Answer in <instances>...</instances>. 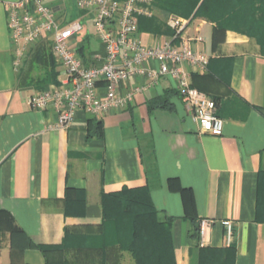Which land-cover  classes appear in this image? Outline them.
Instances as JSON below:
<instances>
[{"label": "crops", "instance_id": "1", "mask_svg": "<svg viewBox=\"0 0 264 264\" xmlns=\"http://www.w3.org/2000/svg\"><path fill=\"white\" fill-rule=\"evenodd\" d=\"M7 1L0 0V264H49L36 245L61 246L60 253L49 254L67 264H135L131 252L105 234L103 194L124 186H147L160 220H173L177 264H212L216 258L224 263L231 245L229 264H264V219L258 217L264 171V53L259 40L208 17L205 0H153V16L139 19L141 41L155 47L170 40L169 17L193 13L184 35L210 62L205 70L184 68L191 71L193 86L217 100L223 134L201 133L170 75H159L147 88L149 77L120 82L121 95L137 89L127 105L104 114L78 110L71 127L59 128L56 111L30 104L31 96L42 91L41 81L31 76L32 65H45L48 49L54 56L51 43L31 47L17 69ZM45 3L61 24L81 21L83 28L70 46L86 65L103 64L106 49L95 34L94 13L80 9L76 0ZM55 65L48 87L67 77L64 67ZM147 66L157 70L159 63L151 60ZM100 92H106L105 82ZM166 94L164 108L150 109L152 100ZM91 122L101 124V136L89 135ZM76 191L86 195L82 216L68 213ZM202 218L215 221L203 237L205 250L191 237L193 221ZM223 220L235 228L230 244Z\"/></svg>", "mask_w": 264, "mask_h": 264}, {"label": "built area", "instance_id": "2", "mask_svg": "<svg viewBox=\"0 0 264 264\" xmlns=\"http://www.w3.org/2000/svg\"><path fill=\"white\" fill-rule=\"evenodd\" d=\"M76 3L83 11L94 13L95 34L106 49V58L101 65H86L78 50L70 46L71 38L83 28L80 20L61 24L45 0H10L6 3L15 67L22 66L31 47L49 41L55 59L67 74L62 84H52L31 96L30 104L34 109L52 108L58 114L55 126L69 128L78 110L104 114L127 105L137 89L121 95L117 92L120 82L149 77L151 83L144 87L147 88L159 75H170L177 79L180 96L198 121L201 133L223 134L225 121L218 115L215 99L193 86L191 71L184 68V64H188L205 70L210 62L209 55L195 49L184 35L188 18L172 14L167 21L173 32L170 40L150 47L143 44L138 34L139 19L153 16V0H76ZM151 60L159 63L157 70L147 66ZM101 82L106 83L104 94L100 92ZM214 222L208 218L200 220L201 246H204L207 229ZM222 224L226 242L230 244L234 225L230 220H223Z\"/></svg>", "mask_w": 264, "mask_h": 264}, {"label": "trees", "instance_id": "3", "mask_svg": "<svg viewBox=\"0 0 264 264\" xmlns=\"http://www.w3.org/2000/svg\"><path fill=\"white\" fill-rule=\"evenodd\" d=\"M192 15L193 13L189 14L187 17L191 18ZM169 30L172 35V30L170 28ZM261 46L264 53V46L262 44ZM48 72L46 78L47 81L49 79V82L46 83L44 89L48 88L50 85L49 83L55 79L54 69L50 68ZM173 93L176 92L174 91ZM168 99L169 94H166L165 97L154 99L150 102L149 107L150 109L164 108ZM215 101L216 104H218L216 99ZM218 115L221 116L219 113ZM88 133L90 136H101V124L99 122L89 123ZM260 176L261 194L259 196L260 207L258 217L264 219V211L262 209V202L264 201V194L262 195L264 171L261 172ZM76 192V204L74 205L73 210L69 209L68 213L70 215L82 216L85 213L86 195L81 191ZM102 200L104 206L105 234H107V239L130 251L135 259V264H177L172 239L173 220H160L159 212L153 203L151 192L147 186H124L120 190L104 193ZM193 222L191 237L197 247L205 250L206 246H201L200 244L199 221L194 220ZM36 247L48 257L49 264H65L60 257L57 261L56 257L53 259V255L49 254L50 251L60 253L62 249L61 246L36 245ZM233 251L234 247L231 245V251H229L226 256L227 260L223 263L216 258L212 261V264H229V262H231L229 258L232 256ZM215 256V254L211 255L213 259ZM205 258L206 254L203 253V259ZM208 258H210V255ZM205 264H210V262Z\"/></svg>", "mask_w": 264, "mask_h": 264}, {"label": "rangeland", "instance_id": "4", "mask_svg": "<svg viewBox=\"0 0 264 264\" xmlns=\"http://www.w3.org/2000/svg\"><path fill=\"white\" fill-rule=\"evenodd\" d=\"M203 6L208 17L217 19L216 21L223 26L251 33L264 46V0H205ZM46 55L49 57L48 61L46 60V66L37 62L31 68V76L38 77L37 79L41 82L35 81L41 89H44L46 83L49 82L46 78L48 70L51 66L55 68L57 62L53 56H50L49 49Z\"/></svg>", "mask_w": 264, "mask_h": 264}]
</instances>
